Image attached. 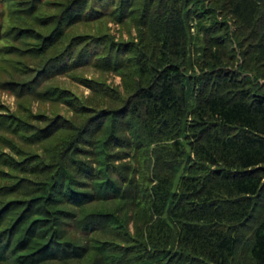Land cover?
Listing matches in <instances>:
<instances>
[{
    "label": "trees",
    "instance_id": "16d2710c",
    "mask_svg": "<svg viewBox=\"0 0 264 264\" xmlns=\"http://www.w3.org/2000/svg\"><path fill=\"white\" fill-rule=\"evenodd\" d=\"M43 2L0 0V264H264V0Z\"/></svg>",
    "mask_w": 264,
    "mask_h": 264
},
{
    "label": "rangeland",
    "instance_id": "374dc122",
    "mask_svg": "<svg viewBox=\"0 0 264 264\" xmlns=\"http://www.w3.org/2000/svg\"><path fill=\"white\" fill-rule=\"evenodd\" d=\"M61 0H44L41 7H39L37 10L38 17L42 19L47 18L50 16V14L56 12L55 3H59ZM47 2H53V4H48ZM5 20V19H4ZM27 25H30L31 28L35 29L37 32V38L36 40L27 39L26 41L30 46H34V44L41 43V36L44 34H47L50 29H48L47 24H43L40 21L33 22L32 20L28 21L26 23ZM8 27V24L5 23V28ZM128 26H120L119 24H115L112 21H110L108 18L103 17L101 19L93 20L90 23L86 22H80L75 23L71 25L68 28V35L67 38H72L75 34L80 33H86V34H92V33H100V34H108L109 36H113L116 41L120 40H129V34H128ZM131 34L135 35V30L132 28ZM22 39L19 38L15 43L16 45L21 44ZM7 43V41H5ZM20 59L21 64L26 61L25 54H22L20 52H15L14 54L7 55L6 57H0V62L4 63H11L16 61L17 59ZM6 59V60H2ZM84 75L85 77L92 78L97 77L99 79L106 80L107 83H110L114 86H118L119 90L123 92V87L121 85L122 78L119 76V74H103L99 71L94 70L91 68L86 69H78L76 72H73L71 76H79ZM63 75L58 76L55 79H52L51 83L53 85H58L60 87L68 89L72 94L78 97H83L85 95H88V89L83 86L80 82H77L73 77ZM0 98L5 103L9 104L11 109L16 108V99L13 95H10L8 93L0 92ZM28 100L25 99V103L28 104ZM65 105L57 103V102H31V108L33 111H42L45 112L51 116L59 113V115H70V112L64 107Z\"/></svg>",
    "mask_w": 264,
    "mask_h": 264
}]
</instances>
